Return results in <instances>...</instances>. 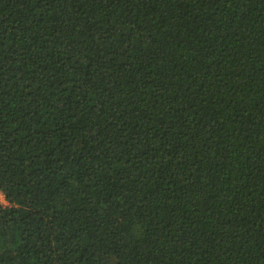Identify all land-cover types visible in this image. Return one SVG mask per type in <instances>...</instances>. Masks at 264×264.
I'll return each instance as SVG.
<instances>
[{
  "label": "trees",
  "instance_id": "obj_1",
  "mask_svg": "<svg viewBox=\"0 0 264 264\" xmlns=\"http://www.w3.org/2000/svg\"><path fill=\"white\" fill-rule=\"evenodd\" d=\"M0 264H264V0H0Z\"/></svg>",
  "mask_w": 264,
  "mask_h": 264
},
{
  "label": "built area",
  "instance_id": "obj_2",
  "mask_svg": "<svg viewBox=\"0 0 264 264\" xmlns=\"http://www.w3.org/2000/svg\"><path fill=\"white\" fill-rule=\"evenodd\" d=\"M0 204L1 205H7V201L5 199V196L1 191H0Z\"/></svg>",
  "mask_w": 264,
  "mask_h": 264
}]
</instances>
